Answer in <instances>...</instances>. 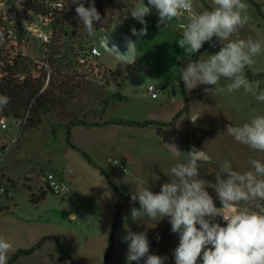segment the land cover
Wrapping results in <instances>:
<instances>
[{
	"label": "rangeland",
	"instance_id": "1",
	"mask_svg": "<svg viewBox=\"0 0 264 264\" xmlns=\"http://www.w3.org/2000/svg\"><path fill=\"white\" fill-rule=\"evenodd\" d=\"M112 1L119 5L121 12H117V16L121 15L127 28L129 20L137 30L142 27L134 18L128 20L124 17L138 0ZM244 2L248 6L249 20L224 41L225 44L249 37L264 41V18L260 14V10L264 13V0ZM106 4L107 0H104L103 5ZM214 7L213 0H193V13L183 14L166 28L158 26V14L153 8L145 17L146 36L138 38L129 30L133 40L137 41L133 65L123 64L102 49L100 63L107 69L108 80L106 84H100L96 74L78 66L76 59L61 61L57 66H60L62 75L50 88L58 90V99L54 108L41 114L42 123L29 128L26 119L18 122L6 118L7 128L0 126V186L6 188V193L0 194V237L12 244L7 264L18 250L32 248L41 238L50 235L60 238L64 250L78 264H103L110 246L120 193L123 203L121 224L115 234L114 250L108 264H128V242L122 240L127 231L145 233L150 254L167 257L164 264H175L174 249L179 244V236L171 232L169 219L157 222L143 216L134 222L130 210L138 208L139 204L131 201V193L147 186L159 193L161 185L169 182L171 168L185 161L191 142L214 158V162H200L198 166L199 178L206 181V190L217 208L221 203L211 184H215L216 175H222L219 168L224 161L241 173L253 170L250 164L253 159L264 163V152L236 142L225 127L229 124L240 126L254 116H264V102L243 89L229 93L226 89L231 81L227 79H221L216 86L199 85L192 90H184L180 85L179 72L181 67H186L185 60H191L197 53V60H206L208 54L218 52L222 45L213 37L215 47L206 42L199 52L186 54L177 43L182 38L179 24H186L192 15ZM6 10H9L8 19L4 18ZM21 11L16 0H7L0 7V80L9 75L17 80L40 78L44 88L49 87L50 69L44 57L45 46L28 32L26 17L22 15L20 18ZM79 27L66 25L62 38H59L60 34L57 36L60 42L55 48H61L60 56L66 52L63 47L71 50L79 45L88 46L91 38L104 31L94 27L90 35L85 26L82 30ZM44 28L50 30L52 26ZM254 60L257 69H264V55ZM51 70L55 72V68ZM141 74H147L150 83L162 89L159 98L150 96L148 84L137 82ZM247 75L250 79H261L264 87V74L254 77V73L248 72ZM213 87L222 90L204 91ZM184 91L188 94V103ZM183 109L186 110L172 126H75L72 142L87 152L97 166L73 149L66 139V124L72 118L101 122L120 119L171 122ZM197 112L200 118L194 124L190 118ZM179 146L183 147L181 153L176 150ZM115 161L125 165L128 173H124ZM47 173H54L58 179L66 181L70 186L68 193H52L44 180ZM42 192H45L44 198ZM257 202L242 201L238 208L252 211ZM69 214L75 217L68 218ZM214 222L221 226L225 223L220 216ZM14 264L71 263L56 253L53 240H47L35 253L20 257ZM139 264H144V258ZM197 264H201L200 259Z\"/></svg>",
	"mask_w": 264,
	"mask_h": 264
},
{
	"label": "clouds",
	"instance_id": "2",
	"mask_svg": "<svg viewBox=\"0 0 264 264\" xmlns=\"http://www.w3.org/2000/svg\"><path fill=\"white\" fill-rule=\"evenodd\" d=\"M76 5L75 12L91 35L94 25L101 22L94 0L88 7L83 0H71ZM215 7L192 15L188 23H180L182 38L178 46L186 54H195L213 37L218 38L221 48L208 54L206 60H190L180 70V80L187 90L199 85L216 86L221 79L231 81L227 91L232 93L243 89L260 102H264V87L261 79H250L264 74L257 69L254 58L264 55V41L238 39L228 41L239 28L249 20L247 4L244 0H213ZM61 11L64 10L60 6ZM158 14V26L168 27L174 19L185 13H193V0H138L130 16L142 27L131 28V34L138 38L146 36L148 25L145 19L152 9ZM137 41L129 40L128 46L135 47ZM219 88H205L204 91H221ZM10 98L0 95V110L7 106ZM200 114L195 113L190 120L195 124ZM226 130L234 140L253 150L264 152V116H254L240 126L226 125ZM198 154L188 152L184 162L171 168L169 182L161 185L159 193L147 187H140L131 193V201L139 207L130 210L131 219L147 216L153 221L168 218L171 232L178 234L179 244L174 249L175 264H264V163L253 159L251 171L244 173L233 170L228 161L219 168L222 175H216L211 184L221 203L217 208L213 197L206 190V181L199 178ZM126 172V170H125ZM208 183V182H207ZM242 201H258L255 210L242 211L238 206ZM222 217L224 226L214 222ZM127 219V217L125 218ZM199 226V227H198ZM128 242L126 260L132 264L144 258V264H164L167 257L150 254V243L143 232L127 231L122 237ZM12 244L0 237V264H7Z\"/></svg>",
	"mask_w": 264,
	"mask_h": 264
},
{
	"label": "trees",
	"instance_id": "3",
	"mask_svg": "<svg viewBox=\"0 0 264 264\" xmlns=\"http://www.w3.org/2000/svg\"><path fill=\"white\" fill-rule=\"evenodd\" d=\"M86 7L90 5L92 0H83ZM95 6L100 13L102 20L101 22L94 25L96 29H102V30H108L110 29L114 22L117 20V18L123 22L121 19V15L117 16V12H121L119 5L112 0H107V4L103 5L104 0H94ZM33 4L31 3V6ZM33 7V6H32ZM74 6L72 12L68 15L66 22L63 24V29L66 25H70L73 28L79 27L81 30L84 29V25L82 21L79 20L77 13L75 12ZM260 9V8H259ZM131 10H128L126 12V15L124 16L126 19L129 20ZM260 14L264 18V13L260 10ZM117 17V18H116ZM124 29L129 32L128 28L125 26V22H123ZM63 31V30H62ZM62 38V34H60V37ZM58 42H60L58 40ZM63 49L66 50V52L63 54V56H60V50L61 48L55 46L53 47L52 55L50 58V65L51 68H55V72L52 71V77L49 83V87L46 90H43L44 88V82L40 78H32V77H25L24 80H17L12 78L10 75L2 78L0 80V95H4L10 98V102L7 104L6 107H4L2 110H0V119L1 118H12L15 121L20 122L23 119H26V125L29 126V128H36L42 123L41 114L46 111L54 108L56 105L57 99H58V90H50L53 84L57 82L58 76L62 75V72L60 70V66H57L59 62L61 61H69L72 62L74 60L73 57H71V53L75 54V49L72 48L71 50H67V48L63 47ZM63 50V51H65ZM219 51V50H218ZM198 53L191 59L192 61L197 60ZM190 60H185L184 64H187ZM183 68V67H181ZM181 70V69H180ZM179 80H180V72H179ZM180 85L185 90V86L182 80H180ZM62 91V90H59ZM185 92V91H184ZM186 97V103H188V94L185 92ZM186 109L181 110L177 116L173 119L171 122H161V121H154L149 120L145 122H137V121H127V120H116L114 122H101V121H88L85 118H72L67 124H66V139L68 144L77 151H80L84 157L91 163L97 166L96 163L93 162V160L90 158L89 154L85 151H83L81 148L76 146L72 140V128L77 125H82L86 127H95V126H102V125H110V124H118V125H128V126H138L143 127L147 125H160V126H172L176 123V121L181 117L183 112ZM106 175V174H105ZM109 183L116 188L111 180L109 179ZM116 190L119 192V190L116 188ZM120 200L116 204V213H115V224L111 231V238H110V246L109 250L106 254L105 260L103 264H108L109 260L112 258V253L114 250V244H115V234L117 232V229L119 228L121 224V215H120V209L123 206L122 203V194L120 193ZM41 197H45V192L41 193ZM34 199V196L33 198ZM47 240H53L55 242V249L56 253L60 256L62 259H68L71 264H78L76 260L67 253L61 243V240L58 236L50 235L45 236L39 240V242L29 249H21L18 250L9 260L8 264H14L20 257L31 255L35 253L38 249L41 248V246L47 241Z\"/></svg>",
	"mask_w": 264,
	"mask_h": 264
},
{
	"label": "built area",
	"instance_id": "4",
	"mask_svg": "<svg viewBox=\"0 0 264 264\" xmlns=\"http://www.w3.org/2000/svg\"><path fill=\"white\" fill-rule=\"evenodd\" d=\"M20 9L22 10V15L26 17L27 22L26 28L28 32L33 35L34 39H39L42 45L45 46L44 57L46 59L47 65L49 66V82L52 77V70L50 67V58L52 55L53 47L59 43L57 36L62 34L63 24L66 22L68 15L72 12L75 4L71 0H16ZM7 0H0V7L4 6ZM31 3L33 4L31 6ZM63 6L61 11L60 6ZM4 14L5 19H8L9 10ZM20 12V13H21ZM23 12H25L23 14ZM2 12H0L1 15ZM52 26L50 30L44 27ZM66 48V47H65ZM103 47L96 44L91 38L88 46L82 45L76 49L73 58L76 59V63L80 67L88 68L90 72H94L99 79L100 84H106L108 80L107 69L100 63V57L102 56ZM65 50V49H63ZM104 50V49H103ZM48 87L44 88L46 90ZM148 92L153 99H157L162 94V89L151 83H148ZM7 119H0V126L3 129L7 128ZM124 173H128V168L125 165L120 164L119 161H115ZM126 170V172H125ZM44 180L48 184V188L55 195H62L68 193L70 186L69 184L61 179H58L56 174L47 173L44 176ZM6 193V188L0 186V194Z\"/></svg>",
	"mask_w": 264,
	"mask_h": 264
},
{
	"label": "water",
	"instance_id": "5",
	"mask_svg": "<svg viewBox=\"0 0 264 264\" xmlns=\"http://www.w3.org/2000/svg\"><path fill=\"white\" fill-rule=\"evenodd\" d=\"M93 40L123 64L131 66L136 62V47H130L127 43L129 40H134L131 34L124 29L120 20L115 21L110 29L94 36ZM150 81L151 78L147 74H141L137 80L142 85H146ZM190 152L198 154L201 162H214L211 154L193 142L190 143ZM74 217L73 214L68 215V218L73 219Z\"/></svg>",
	"mask_w": 264,
	"mask_h": 264
},
{
	"label": "crops",
	"instance_id": "6",
	"mask_svg": "<svg viewBox=\"0 0 264 264\" xmlns=\"http://www.w3.org/2000/svg\"><path fill=\"white\" fill-rule=\"evenodd\" d=\"M130 19V18H129ZM134 26H132V24H131V22H130V20L128 21V30H131V28H133ZM78 126V125H77ZM102 126H104V125H102ZM102 126H95L96 128H100V127H102ZM75 127V126H74ZM74 127L72 128V130L74 129ZM179 148V149H178ZM183 148V147H182ZM182 148L179 146V147H177V152H179V153H181L180 151H182ZM202 148V147H201ZM189 152H190V150H189Z\"/></svg>",
	"mask_w": 264,
	"mask_h": 264
}]
</instances>
